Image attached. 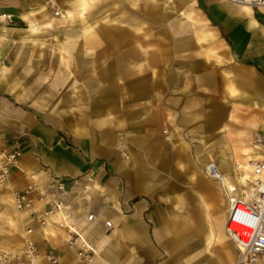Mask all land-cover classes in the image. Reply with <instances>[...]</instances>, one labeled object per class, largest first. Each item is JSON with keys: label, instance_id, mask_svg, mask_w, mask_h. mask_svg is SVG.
Here are the masks:
<instances>
[{"label": "rangeland", "instance_id": "374dc122", "mask_svg": "<svg viewBox=\"0 0 264 264\" xmlns=\"http://www.w3.org/2000/svg\"><path fill=\"white\" fill-rule=\"evenodd\" d=\"M28 1L46 5L48 12L46 16H29L25 22H18L23 30L19 26L9 29L10 40L4 48L0 69V76L10 82L11 90L3 89L7 96L17 105L50 114L63 128L69 121L82 127L86 125L90 133H94L99 130L101 121L105 128L115 130V147L121 157H135V163L128 164L127 168L135 176L141 195L161 205L168 222L178 223V228L171 229L169 234L182 239L183 246L189 242L188 235L200 225L206 228L211 220L213 224L224 220L226 187L222 179L210 178L204 167L213 160L217 169L227 175L228 158L233 165L242 163L246 158L251 159L248 157L251 151L232 153V143L223 129L218 130L219 124L209 126L207 120L217 109H225L226 114L231 102L237 103V118L227 124L234 131L250 130L248 142L253 144L252 135L260 130L252 129L249 121L264 115L261 98L264 87L253 83L243 85L233 77L231 68L241 60L231 48H228V56H224L221 49L215 51L218 57L205 56L202 48L205 42L196 43L193 36V28L206 22L202 14L196 13L198 2L55 0L54 9H51L45 0ZM187 1L190 6L185 5ZM57 10L63 11V16H58ZM253 10L260 16L258 8ZM138 14L143 15L136 18ZM188 14L194 21L187 17ZM114 18L123 28L138 34L139 39L130 45L137 55L121 58L118 55L125 54L129 46L119 51L104 39L101 32L111 28ZM130 18L137 21L138 29L129 26ZM10 19L6 22L13 23ZM32 27H37L35 32L30 31ZM101 42H105L106 47L97 46ZM59 46L64 50H58ZM145 52L154 54L153 60L145 59ZM108 65L116 72L110 73V78L101 77L102 70H109ZM259 73L262 76L253 74L254 80L260 78L262 81L264 72ZM230 78L233 80L232 93L226 88V84L232 82ZM176 95L182 100L179 106L170 103ZM224 122L225 119L220 124ZM196 179L209 184V189L197 187ZM44 188L47 195L52 193L47 185ZM63 190L60 208L50 210L47 202L51 195L42 196L46 207L42 210L33 206L29 213L30 203L17 208L12 201L14 189L9 185L0 187V252L20 251L26 239L35 242L34 222L42 232L65 230L67 243L72 225L69 223L71 212L64 206L67 192L64 185ZM35 191L41 195L39 189ZM201 197L212 218L203 213ZM56 209L62 211L63 217L54 222L44 221V214L54 213ZM188 217L194 224L186 229L183 223ZM203 233L197 235L204 240ZM83 240L76 241L74 250ZM222 241H212V250L218 251L220 246L225 251L224 237ZM201 248H204L202 243ZM233 251L232 262L236 257L234 244ZM173 253V249L166 250L164 255L171 264H179ZM211 258L202 256L198 263ZM219 260L211 264H218Z\"/></svg>", "mask_w": 264, "mask_h": 264}, {"label": "crops", "instance_id": "0c3cea01", "mask_svg": "<svg viewBox=\"0 0 264 264\" xmlns=\"http://www.w3.org/2000/svg\"><path fill=\"white\" fill-rule=\"evenodd\" d=\"M194 2H198L196 13L202 14L206 21L201 30L212 32L215 36L217 43L213 47L219 46L224 56H228V48H231L234 55L241 60L231 68L233 77L243 85L253 83L259 88L264 87V77L262 81L260 78L257 81L253 79L254 73L262 76L259 71L264 72V9L258 8L259 16L255 15L251 8L252 16L259 23L257 31L251 32L238 18L229 15L227 11L233 8L232 5L225 4L223 8H218V3L212 0ZM35 4L28 0L0 1V10L13 16L11 21L13 23L0 24V30L6 29L3 39H0V69L5 57L4 48L10 40L9 29L19 26L18 28L23 30L18 22L26 21L29 16L25 18L23 15ZM194 41L199 44L205 42L202 47L205 54L208 42H198L195 36ZM101 45L106 47L105 42L97 44ZM154 57L152 54L150 60ZM107 69L109 70H102L101 77H109L110 73L116 72L110 65ZM224 80L228 79L225 77ZM9 83L6 77L0 76V146L9 148L21 146L22 151L18 161L9 171L8 185L19 191L31 180L40 186L49 184L51 179L61 181L67 190L64 206L71 212L69 223L72 226L69 227L71 231L76 232L73 237L78 235L84 239L94 252L88 264H171L164 254L166 250L172 249L179 264H211L217 259L226 264V254L230 249L231 252L233 250V244L225 232L228 200L224 220L220 219L218 224L215 222L213 224L211 220L206 228L200 225L188 235V245L183 246L182 239L179 240L178 236L172 238L169 234L171 229L178 228V223L174 224L173 220L168 222L164 208L141 195V188L136 183L135 176L127 168L128 164L135 163V157L128 155L121 157L115 147V130L105 128L101 121L98 124L99 130L94 133H90L86 125L82 127L69 121L63 128L50 114L32 107L17 105L15 100L10 99L3 91L5 87L11 90ZM232 83L233 80L226 84L230 93L234 92ZM103 88L104 86L100 89ZM261 98L264 100V90ZM181 102L178 95L170 99V103L176 106ZM236 104L232 101L226 114L225 109H217L207 120L209 126L219 124L218 130L223 129L226 138L232 143L234 154L236 153L233 142L238 138L251 137L250 130L240 128L234 131L227 124V121L237 118ZM223 119L225 122L220 124ZM96 121L97 119L93 120L94 123ZM249 124L252 129L259 128L264 132V115L261 118L254 117ZM84 177L92 182L91 188L90 185L80 182ZM195 184L203 190L209 189V184L202 179H196ZM30 200L32 208L29 213L33 211V206L42 210L46 207L42 202V195L36 191L30 195ZM200 202L203 205V213L212 218L202 197ZM88 213L93 214L91 220L86 219ZM58 218L51 217L48 222H54ZM105 220L111 221L110 227L104 225ZM193 222L188 217L184 219L183 225L187 229L190 224H194ZM32 226L36 229L33 233L35 243L41 250L51 247L59 257L57 264H84L77 258L75 250L66 243L65 230L53 229L42 232L36 222L32 223ZM210 230L224 237L226 252L221 250L220 246L218 251L212 250V241L206 247ZM200 232H204V240L198 237L197 234ZM201 243L204 248H201ZM202 256L213 258L198 263ZM42 264L48 263L43 261Z\"/></svg>", "mask_w": 264, "mask_h": 264}, {"label": "built area", "instance_id": "2783aa9c", "mask_svg": "<svg viewBox=\"0 0 264 264\" xmlns=\"http://www.w3.org/2000/svg\"><path fill=\"white\" fill-rule=\"evenodd\" d=\"M234 3H245L253 8L264 5V0H229ZM9 19V15L0 12V24ZM252 141L259 147L264 146V132L257 131L252 135ZM22 147L0 146V182L10 179L9 171L18 161ZM212 167V165H210ZM212 169H214L212 167ZM208 174V170H205ZM253 180L246 191L239 196L230 197L227 206L225 230L237 247V257L233 264H264V159L257 160L252 165ZM216 174V173H214ZM213 174V175H214ZM209 175V174H208ZM217 176V175H215ZM47 189L35 182H30L22 190L12 192V201L17 208H22L30 203V195L37 189L42 196L51 198L47 202L50 210L60 208L62 204L61 195L64 194L63 183L57 179H51ZM37 218V216H34ZM90 214L87 220H91ZM106 227L111 226L110 220H105ZM27 232H30L28 229ZM76 232L69 233L67 244L70 248H75V243L79 236ZM77 258L84 264L91 262L93 258L92 248L84 240L75 249ZM57 264L59 257L51 247L41 250L40 247L29 239H26L23 248L17 252H0V264Z\"/></svg>", "mask_w": 264, "mask_h": 264}, {"label": "bare ground", "instance_id": "6f19581e", "mask_svg": "<svg viewBox=\"0 0 264 264\" xmlns=\"http://www.w3.org/2000/svg\"><path fill=\"white\" fill-rule=\"evenodd\" d=\"M45 1L48 3V6L51 7V9H54L55 0H45ZM212 1L218 3V8H223V6H225V4L232 5L233 8L227 12L229 13V15H231V17L238 18L239 21L249 31L254 32L256 30V28H258L257 26L259 25V23H257V21L252 16V9L251 8H253V7H251L250 5L245 4V3H234V2H231L229 0H212ZM79 3H81V2H79ZM135 4L136 3L132 2V5H135ZM190 4H191L190 1H187L185 5L190 6ZM239 5H242V6H239ZM260 7H264V5H261L258 8H260ZM229 8H231V7H229ZM84 10H86V9H84ZM0 12H4V11L0 10ZM47 12H48V7L46 5H44L42 3H36L34 6L30 7L29 10L26 12V14L23 16H25V18H27V16H36V15L46 16ZM4 13H6V12H4ZM7 14L9 15V18H11L10 21H12V18H13L12 14H10V13H7ZM57 14H60L58 16H63V11L57 10ZM139 15L142 16L143 14H138L136 16V18ZM144 15H145V13H144ZM187 17L190 18L191 20H193L189 14L187 15ZM118 21H119L118 19H115V18L112 19L111 28H106V29L102 30L101 33H102L104 39H108V41H110L112 43L113 48L119 49V51H121L120 48H123L124 46H129V49H126L125 54L124 53L122 54V52H120V54L118 56H121V58H123L126 55H129V56L137 55L136 51H134L133 47L130 45H132V43L134 41L136 42V40L139 39L138 34L134 31H131L128 28L127 29L123 28L122 25L118 24ZM7 23H9V22L4 21V24H7ZM129 26H133L134 28H137V29L139 28V27H136L137 21L132 20V18H130ZM36 28L37 27H32L30 31L35 32ZM202 28H203V26H201L199 24V27L194 30L193 34H194L196 40L198 42H200V41H207L208 42L209 46H208V49L206 50V53H205L206 57H209V56L217 57L218 55L215 53V51H218L219 46L213 47V45H215V43H217L215 40V36L213 35L212 32L202 31L201 30ZM5 32H6V29L0 30V39H3ZM39 42H38V44L40 45L41 42L40 43ZM59 49L64 50L63 47H61V46L58 47V50ZM145 57H146V59L150 60V57H152V54L149 52H145ZM143 86H142V88H143ZM221 130H222V128L220 129V131ZM253 144L252 143L250 144V142H248V139H240V138L233 144L234 151L236 153L235 155H238L241 153L245 154L248 151H251V155H248V157L251 159L246 158V159H244V161L242 163H237V164L235 163L233 165V162L231 161V159L228 158V161L230 163V169H229V173L227 175H223L221 173L222 171L220 169H217L215 163L211 160H209L204 167V172L206 173L205 170H208L209 175L207 173L206 174L210 178L213 177L215 179H218V178L222 179V183L226 187V190L224 191V193H225V196H226L228 201H229L230 197L239 196L241 192H243L245 190L247 191L249 189L250 182L254 178L253 171H252V165L257 160L264 159V156H262V155H264V146L259 147L258 145H255V144L253 145ZM259 152L262 154H259ZM210 165H212V167L214 169H212V167H210ZM214 173H216V174H214ZM215 175H217V176H215ZM261 177H264V173H262ZM80 182L82 184L90 185L89 186L90 188L92 187V185H91L92 182L87 177H84ZM8 184H9V180L4 181V182H0V187L6 186ZM39 187H40V185H39ZM89 215H90V213H88L86 215V219L89 217ZM91 215L93 217L92 213H91ZM51 217H63V213L60 209H56V211L54 213H45L43 218H44V221L48 222V220ZM225 224H226V221H225ZM225 232H226V230H225ZM226 234H227V232H226ZM229 239L235 245V243L233 242V240L231 239L230 236H229ZM222 240H223L222 235H220L219 233H214L213 231L210 230V235L208 238L207 246L209 245L210 241L220 242ZM235 248H236V257H237L236 245H235ZM224 252H226V249ZM234 254H235V252L233 250H232V252H231V249H230V251H228V254H226V264H233L235 262L236 258H235L234 262H232V258L234 256ZM218 264H225V262L223 263L221 260H219Z\"/></svg>", "mask_w": 264, "mask_h": 264}]
</instances>
